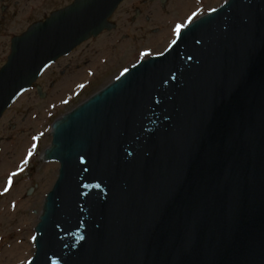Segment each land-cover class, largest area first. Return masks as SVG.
<instances>
[{
    "label": "water",
    "instance_id": "obj_1",
    "mask_svg": "<svg viewBox=\"0 0 264 264\" xmlns=\"http://www.w3.org/2000/svg\"><path fill=\"white\" fill-rule=\"evenodd\" d=\"M124 0H74L11 41L0 118ZM26 264H264V0H225L52 125ZM44 203V204H43Z\"/></svg>",
    "mask_w": 264,
    "mask_h": 264
},
{
    "label": "rangeland",
    "instance_id": "obj_2",
    "mask_svg": "<svg viewBox=\"0 0 264 264\" xmlns=\"http://www.w3.org/2000/svg\"><path fill=\"white\" fill-rule=\"evenodd\" d=\"M72 1L0 0V68L7 61L14 36ZM183 1L125 0L111 17L116 24L114 29L91 38L58 59L0 119V156L23 136L31 135L34 146L33 154L20 166H9L0 157V254L4 248L32 244L23 264L33 255L30 234L38 220L34 225L22 221L27 217L38 219L40 198L57 177L54 164L59 163L41 157L51 144L53 121L139 59L162 53L176 38L178 28L224 2L188 0L193 5L187 15L182 13ZM107 37L112 39L106 40ZM69 84L74 87L67 90ZM37 86L44 97L39 95Z\"/></svg>",
    "mask_w": 264,
    "mask_h": 264
},
{
    "label": "bare ground",
    "instance_id": "obj_3",
    "mask_svg": "<svg viewBox=\"0 0 264 264\" xmlns=\"http://www.w3.org/2000/svg\"><path fill=\"white\" fill-rule=\"evenodd\" d=\"M184 3V4H183ZM182 3V13L183 14H190L191 10L189 11L192 3H190L188 0H184ZM186 15V16H187ZM112 39L111 37H107L106 40ZM85 73V72H84ZM84 73H82L84 75ZM74 84H69L66 86L67 88H72ZM74 87V86H73ZM68 90V89H67ZM67 93V92H66ZM33 138L31 135L29 136H23L21 140L13 146L8 147L5 149V151L2 153L1 161L5 164L12 166H20L23 164L32 154H33ZM56 170H58L59 165L56 163L54 164ZM45 193L40 198V210L42 207V202L45 198ZM27 224H35L37 222L36 218H23L22 223ZM33 233L30 234L31 237H33ZM30 247L32 248L33 245H14L10 250L8 248H4L3 251L0 254V264H23L25 255L30 251Z\"/></svg>",
    "mask_w": 264,
    "mask_h": 264
},
{
    "label": "flooded vegetation",
    "instance_id": "obj_4",
    "mask_svg": "<svg viewBox=\"0 0 264 264\" xmlns=\"http://www.w3.org/2000/svg\"><path fill=\"white\" fill-rule=\"evenodd\" d=\"M143 1H148V0H143ZM155 1V0H154ZM158 1H161V2H163V1H167V0H158Z\"/></svg>",
    "mask_w": 264,
    "mask_h": 264
},
{
    "label": "snow or ice",
    "instance_id": "obj_5",
    "mask_svg": "<svg viewBox=\"0 0 264 264\" xmlns=\"http://www.w3.org/2000/svg\"><path fill=\"white\" fill-rule=\"evenodd\" d=\"M177 31H179V28L177 29Z\"/></svg>",
    "mask_w": 264,
    "mask_h": 264
}]
</instances>
